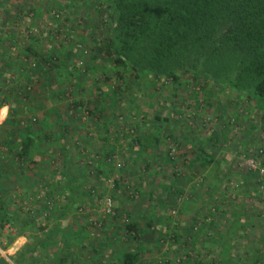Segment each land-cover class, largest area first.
<instances>
[{"label":"rangeland","instance_id":"obj_1","mask_svg":"<svg viewBox=\"0 0 264 264\" xmlns=\"http://www.w3.org/2000/svg\"><path fill=\"white\" fill-rule=\"evenodd\" d=\"M96 2L0 0V104L14 105L13 86L23 82L18 70L34 65L27 48L43 56L86 53L68 63L76 66L81 89L70 74L65 99L54 98L62 120L72 121L69 132L43 144L45 156L29 163L9 192L17 220L0 229V264H15L17 252L36 246L25 257L32 264H120L124 253H136L135 264H220L227 237V263L264 264V116L255 101L189 72L174 93L164 78L128 84L112 68L86 71L93 40L103 43L109 35L108 12L100 14L104 6ZM38 78L32 81L42 90ZM0 110L1 124L9 107ZM51 121L59 132L58 119ZM159 127L164 133L151 148ZM201 144L213 159L204 166L195 153ZM69 189L74 203L57 219L70 204ZM132 223L138 233L126 228Z\"/></svg>","mask_w":264,"mask_h":264},{"label":"trees","instance_id":"obj_2","mask_svg":"<svg viewBox=\"0 0 264 264\" xmlns=\"http://www.w3.org/2000/svg\"><path fill=\"white\" fill-rule=\"evenodd\" d=\"M96 4L104 6L103 10L98 9L100 14L108 12L109 35L103 43L93 40L89 67L82 62L85 70L90 66L103 72L106 67L112 68L119 79L126 75L129 82L125 80V83L128 84H135L139 79L164 78L170 80L174 93L180 90L181 74L189 72L196 80L210 79L246 95L255 101L264 116V0H97ZM27 50L35 62L28 72L25 67L18 70L24 83L13 86L14 105H8L7 100L0 104V107H9L0 124V229L6 224L16 225V211L11 212L9 192L16 182L22 181L28 164H36L38 157L45 156L43 144L51 141L54 134L61 137L69 132L68 124L72 121L62 120L61 109L53 105L55 99H65L68 90L64 82L72 74L76 91L83 83L74 68L76 66L68 69L73 58L86 54L83 48L74 52L70 50L67 55L49 50L47 56L32 48ZM98 59L103 60L99 63L101 66L94 64ZM115 73L108 74V77ZM33 75L39 77L42 90L37 83V91L32 88L35 86ZM3 84L0 81V85ZM98 97L105 98V93L101 92ZM24 100L29 104L22 110L19 106ZM45 101H49V109L45 107ZM53 115L60 127L57 133L50 129ZM168 119L166 117L163 121ZM163 133V128L159 127L151 134V148V144L158 146ZM195 153L200 165L213 162L203 144L195 149ZM65 174L66 184H63L68 189L71 188L70 179L69 174ZM69 192L70 204L59 212L57 219L63 218L74 203L73 190L69 189ZM126 228L138 233L135 223L126 225ZM18 233L21 235L22 232ZM226 244L228 241L223 244V253H227L229 246ZM36 247L17 252L13 262L24 264V258L27 264H32V258L25 257L26 253L31 256ZM136 261V253L120 256V264H135ZM55 264L64 262L58 260Z\"/></svg>","mask_w":264,"mask_h":264},{"label":"crops","instance_id":"obj_3","mask_svg":"<svg viewBox=\"0 0 264 264\" xmlns=\"http://www.w3.org/2000/svg\"><path fill=\"white\" fill-rule=\"evenodd\" d=\"M236 219H238V216L236 217ZM229 236V235H228ZM19 237V236H18ZM20 237L21 238H23V239H26V237L24 236V235H20ZM228 239H229V237H227V238H225V241H222V243L224 244V242H226V240L228 241ZM223 244H221V246H220V253H219V263L220 264H229V263H227L228 262V260H227V258H229V255H230V249H229V247L227 248L228 250H227V253H223ZM227 245V244H226ZM227 246H230L229 245V241H228V245ZM258 253L259 252H256L255 253V255L257 256L258 255ZM258 259V258H257ZM257 259H256V262H257ZM244 264H248V263H244Z\"/></svg>","mask_w":264,"mask_h":264},{"label":"built area","instance_id":"obj_4","mask_svg":"<svg viewBox=\"0 0 264 264\" xmlns=\"http://www.w3.org/2000/svg\"><path fill=\"white\" fill-rule=\"evenodd\" d=\"M251 164H252V160H251V163H249V165L251 166ZM251 167H254V166H251ZM261 173H264V170H262Z\"/></svg>","mask_w":264,"mask_h":264},{"label":"clouds","instance_id":"obj_5","mask_svg":"<svg viewBox=\"0 0 264 264\" xmlns=\"http://www.w3.org/2000/svg\"><path fill=\"white\" fill-rule=\"evenodd\" d=\"M4 111L6 112V109H4Z\"/></svg>","mask_w":264,"mask_h":264}]
</instances>
